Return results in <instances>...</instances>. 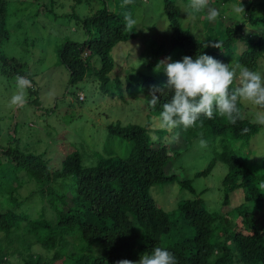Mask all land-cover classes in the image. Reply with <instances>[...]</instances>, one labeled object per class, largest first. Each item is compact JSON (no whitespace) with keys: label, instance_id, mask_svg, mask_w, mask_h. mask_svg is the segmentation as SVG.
Here are the masks:
<instances>
[{"label":"trees","instance_id":"trees-1","mask_svg":"<svg viewBox=\"0 0 264 264\" xmlns=\"http://www.w3.org/2000/svg\"><path fill=\"white\" fill-rule=\"evenodd\" d=\"M163 1L171 26L168 34L171 49H181L183 57L195 59L206 53L225 64H241L258 70L264 59V16L255 14L254 0L245 2L246 13L243 12L242 18L236 17L238 12L234 9L227 21L229 24L224 25L218 19L223 29L215 35L198 36L201 39L183 25L180 17L181 5L189 0ZM211 1L219 10L229 1L237 2ZM9 2L0 0V43L10 37ZM101 3V9L82 21L87 38L81 42L65 41L59 50V59L70 73V84L94 75L102 91L108 92L111 83L120 91V80L112 81L109 75L115 68L112 51L118 43L134 38V33L124 30L123 17L127 11L114 9L113 0ZM247 23L260 26L259 35L251 36L256 30L246 33ZM219 41L223 50L211 46ZM239 41L246 47L236 56ZM95 56L100 58V67L93 69L91 61ZM155 60L147 62L145 70L138 69L139 84L132 94L137 97L142 93L150 111L160 112L161 105L173 93L164 87L167 78L163 81L147 74ZM17 74L33 80L23 63L1 52L0 75L10 80ZM154 85L163 88V93H156L160 101L155 108L150 105ZM34 89L29 88L30 92ZM238 106L244 119L235 125L218 114L214 119L202 116L195 127L186 130V141L180 138L178 142L189 145L193 139H201V133L210 145L220 140L222 150L218 158L196 174V177L209 175L217 160L227 164L228 172L221 186L224 193L221 207L214 211L208 210L196 196L192 180L179 171L174 161L182 154L177 151L185 148L152 142L147 135L149 123L109 124L106 141L113 142V137L127 139L131 141L129 152L120 155L106 146L105 155L90 165L84 164L82 152L74 144L58 146L62 154L57 150L59 158L55 165L46 158L48 149L36 151L19 146L9 133V143H0V264H116L122 259L137 261L142 253L156 245L174 253L177 264H264V166H251L232 146L236 142L247 144L264 126L253 124L245 117L243 103ZM200 121H203L202 127ZM244 128L249 130L242 132ZM180 131L185 137V130L180 128ZM29 182L34 187L23 195L20 190ZM168 182H179L195 195L181 200L177 206L181 219L194 228L193 236L178 237L174 230V212L166 211L152 194L153 186ZM34 196L49 203L55 211L54 218L48 219L39 212V217L31 219L25 205ZM70 237H76L78 242ZM81 241L99 247L100 254L76 253L73 244Z\"/></svg>","mask_w":264,"mask_h":264},{"label":"rangeland","instance_id":"rangeland-1","mask_svg":"<svg viewBox=\"0 0 264 264\" xmlns=\"http://www.w3.org/2000/svg\"><path fill=\"white\" fill-rule=\"evenodd\" d=\"M9 1L7 26L10 37L0 43V53L8 57H16L23 63V67L30 72L33 79L30 88L35 89L32 92L27 89V103L23 107L12 106L10 98L15 91V81L13 78L8 80L0 75V143L3 145L9 143V136L12 134L15 137L13 141L16 140L19 146H28L29 149L36 151L40 148L48 149L46 158L55 165L59 158L57 156V152L60 151L59 145H76L81 150L86 165L94 164L101 155L104 156L106 146L120 155L127 154L131 141L113 137V142H107L108 125L117 122L146 125L151 123L153 116L159 114L150 111L142 93L137 97L132 94L136 92L135 87L139 84L138 69L145 70L146 63L156 58L155 65L147 74L151 73L165 81L167 76L163 70L154 71L157 63L167 57H171L172 61L183 58L181 49L175 51L171 49L168 36L171 26L161 29L165 26V18H167L164 1L133 0L131 4L122 6L123 0H113L112 7L119 12L132 13L137 25L132 31L134 38L120 42L113 48L115 68L109 75L112 81L120 80L122 89L119 91L115 83H111L108 92L102 91L101 83L94 75L77 84H70V73L59 59V50L65 41L81 42L87 38L82 21L101 9L102 0ZM246 1L237 0L234 2L236 4L232 1L227 2L226 7H222L225 12H220L215 22L207 19L206 11L187 15L185 8L188 3L181 5L180 17L183 25L191 28L197 37L215 35L223 29L218 19L221 18L225 25L231 17V11L237 7L242 8L243 11L238 12L236 17L244 16ZM254 4L255 14L264 16V0H254ZM209 6L220 8L211 0ZM167 23L170 24L168 18ZM260 29V26L252 27L248 23L245 25L246 33L249 30H256L254 35L247 34L252 37L259 35ZM245 47L244 42H237L235 55L238 56ZM91 66L93 69L100 67L98 56L92 59ZM256 71L264 74V59H261ZM79 95L83 100L78 99ZM243 110L245 117L252 121L255 109L244 102ZM176 131L180 132L181 140L185 138L186 141L188 135L186 130L183 132L185 137L181 136L180 129ZM159 133L161 137L167 135L165 132ZM199 141L200 138L193 139L189 145L183 144L184 146L171 143L185 148L184 151L181 148L177 151L182 154L174 161L180 168L179 171L182 170L187 178L192 180L197 191L196 196L203 200L208 210L214 211L221 207V198L224 196L221 186L228 167L225 162L217 160L209 175L196 177V174L204 170L214 158H218V153L222 150L219 139L212 145L207 143L206 148H201ZM232 146L236 154L244 157L251 166H264V127L247 144L236 142L232 143ZM33 187L34 184L29 182L20 191L26 195ZM151 191L160 206L168 212H174V230L178 237L185 234L193 236L194 228L181 219L177 206L181 200L195 195L188 188L182 187L179 182L158 184L153 186ZM28 201L25 209L31 214V219L39 217V212L44 213L41 215L48 219L54 218L55 211L48 202H41L37 196ZM252 206L250 204V207ZM234 218L236 220L237 215ZM71 239L78 242L76 237H70ZM73 249L76 253L100 254L101 252L99 247L90 246L83 241L73 244Z\"/></svg>","mask_w":264,"mask_h":264},{"label":"clouds","instance_id":"clouds-1","mask_svg":"<svg viewBox=\"0 0 264 264\" xmlns=\"http://www.w3.org/2000/svg\"><path fill=\"white\" fill-rule=\"evenodd\" d=\"M132 2L133 0H123L122 6ZM205 10L210 22H215L221 14L218 8L209 6V0H189L186 14L194 15ZM235 11L243 9L237 7ZM123 19L124 30L132 32L137 20L132 13L125 14ZM169 25L165 18V26L161 29H167ZM211 46L223 50L221 41L213 42ZM161 70L167 76L164 87L173 95L161 105L159 114L152 117L147 131L152 142L178 143L180 132L176 130L195 127L202 116L214 119L218 114L235 125L244 119L238 106L244 102L255 109L251 122L264 126V74L241 64H225L206 53L199 54L195 59L186 55L176 61L167 57L155 66L154 71ZM14 81L15 91L10 98V105L23 107L27 103V89L32 87V81L19 74L14 77ZM157 92L163 93V88L154 85L150 100L153 108L160 101ZM200 126H203V121H200ZM248 130L244 128L241 131L246 133ZM158 132H165L167 135L161 138L157 135ZM200 135L199 146L206 148L207 141L203 139V133ZM116 264H177V259L167 248L156 245L151 251L142 253L137 261L122 259Z\"/></svg>","mask_w":264,"mask_h":264}]
</instances>
